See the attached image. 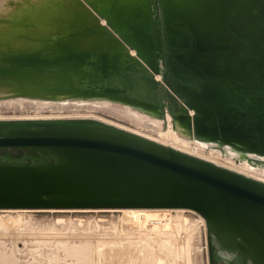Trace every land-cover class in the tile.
Here are the masks:
<instances>
[{
  "label": "water",
  "instance_id": "95a60500",
  "mask_svg": "<svg viewBox=\"0 0 264 264\" xmlns=\"http://www.w3.org/2000/svg\"><path fill=\"white\" fill-rule=\"evenodd\" d=\"M85 1L154 70L161 58L197 135L264 153V0L175 17L170 0ZM12 206L190 207L209 264H264V181L93 117L0 118V207ZM218 249L233 258L217 263Z\"/></svg>",
  "mask_w": 264,
  "mask_h": 264
},
{
  "label": "bare ground",
  "instance_id": "6f19581e",
  "mask_svg": "<svg viewBox=\"0 0 264 264\" xmlns=\"http://www.w3.org/2000/svg\"><path fill=\"white\" fill-rule=\"evenodd\" d=\"M164 68L160 58L157 69L154 70L138 54L136 48L129 45L117 30L107 23L105 17L85 0H0V104L14 100L17 101L16 103L18 101L24 103L26 100L30 103L36 102V106L41 110L48 107L55 109L57 105L67 103L77 106L79 102H82L81 105L96 103L104 107L120 108V110L125 108L130 111L131 114L127 115L131 118L158 123L160 128L165 130L163 137L153 138L106 119L93 118L112 123L264 181V177L258 174L223 164L217 158L199 155L180 143V141L189 143L194 141L195 144L198 142L206 149L212 148L237 163H245L247 167L264 170V153L244 150L227 142L199 136L194 132V110L165 82ZM81 105L79 104L80 107ZM64 115L58 117L82 116ZM2 118L47 117L40 114L35 117ZM1 210H13L14 212L21 210H169L180 214L192 211L205 222L201 213L185 206H12L0 207ZM206 234L209 252L207 226ZM62 241L59 236H54L50 240V245L43 240L39 243L63 251L65 248L62 246ZM73 246L74 251L81 246L83 249L87 248L82 243L73 244ZM216 253L219 256L217 263L223 261L228 263L227 258H233L232 253L226 250L218 249ZM97 254L99 264H114L106 262L108 255L105 250H97ZM150 255H152L150 252L141 249L137 258L141 264H161L153 259V255L149 257ZM58 257L47 258L51 261L50 264H61ZM129 258L126 260L129 264H137L135 258ZM208 260L210 263L209 256ZM126 261L118 264H126ZM0 264H11L1 251Z\"/></svg>",
  "mask_w": 264,
  "mask_h": 264
},
{
  "label": "rangeland",
  "instance_id": "374dc122",
  "mask_svg": "<svg viewBox=\"0 0 264 264\" xmlns=\"http://www.w3.org/2000/svg\"><path fill=\"white\" fill-rule=\"evenodd\" d=\"M120 1L132 5L135 2V0ZM239 1L241 2V0H170L166 13H172L173 17L178 16L179 13H225L224 6L230 3L239 4ZM199 6L201 8H198ZM253 25L252 29L258 31L260 23ZM249 26L238 27V32H247L251 29ZM258 33L261 35L259 37L260 44L256 45V48L262 50L264 48L261 45L264 42V32L258 31ZM13 102L0 104L2 107L0 108L1 118L35 117L40 114L45 117H55V114L56 117L64 114V116L82 115L81 117L106 119L157 139H161L165 132L156 122H143L131 118L128 116L131 114L130 111L125 108L120 110V108L104 107L96 103L81 105L82 102H79L81 107L79 104L76 106L67 103L60 104L61 106L57 105V108L54 107L55 109L48 107L41 110L36 106V102L28 101V103L26 100L24 103L19 101L16 103L15 100ZM64 107L65 109H63ZM180 143L199 155L217 158L223 164L242 168L264 177L263 169L250 168L245 163H237L212 148L206 149L198 142L195 144L194 141L193 143L180 141ZM54 236H59L63 240L62 246L65 248L63 251L47 246L50 245V240ZM42 240L46 241V246L40 245L39 241ZM80 243L87 248L83 249L81 246L74 251L73 244ZM141 249L150 252L153 256L149 257L152 256L161 264H209L206 225L204 220L192 211L185 214L169 210L0 211V251L10 260L11 264H50L51 261L48 258L53 256H59L58 261L61 264H99L97 250H105L108 255V259H106L108 263H125L127 259H130L129 257H133L137 264H141L137 258ZM128 250L132 253H129ZM126 257L128 258L126 259ZM126 264L129 262L126 261Z\"/></svg>",
  "mask_w": 264,
  "mask_h": 264
},
{
  "label": "flooded vegetation",
  "instance_id": "af4514ba",
  "mask_svg": "<svg viewBox=\"0 0 264 264\" xmlns=\"http://www.w3.org/2000/svg\"><path fill=\"white\" fill-rule=\"evenodd\" d=\"M11 151H13V152H18L17 150H14V149H13V150H11Z\"/></svg>",
  "mask_w": 264,
  "mask_h": 264
}]
</instances>
